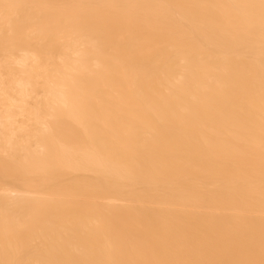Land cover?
Returning <instances> with one entry per match:
<instances>
[{
    "label": "bare ground",
    "instance_id": "bare-ground-1",
    "mask_svg": "<svg viewBox=\"0 0 264 264\" xmlns=\"http://www.w3.org/2000/svg\"><path fill=\"white\" fill-rule=\"evenodd\" d=\"M0 264H264V0H0Z\"/></svg>",
    "mask_w": 264,
    "mask_h": 264
}]
</instances>
